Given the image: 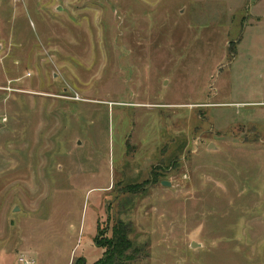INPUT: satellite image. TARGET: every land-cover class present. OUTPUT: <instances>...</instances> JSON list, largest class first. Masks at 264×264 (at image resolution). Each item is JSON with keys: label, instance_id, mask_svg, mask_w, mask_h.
Masks as SVG:
<instances>
[{"label": "rangeland", "instance_id": "1", "mask_svg": "<svg viewBox=\"0 0 264 264\" xmlns=\"http://www.w3.org/2000/svg\"><path fill=\"white\" fill-rule=\"evenodd\" d=\"M117 223L125 264H264V0H0V264Z\"/></svg>", "mask_w": 264, "mask_h": 264}, {"label": "trees", "instance_id": "2", "mask_svg": "<svg viewBox=\"0 0 264 264\" xmlns=\"http://www.w3.org/2000/svg\"><path fill=\"white\" fill-rule=\"evenodd\" d=\"M130 228L126 224L117 223L112 229V235L105 239V245L109 247V251L99 260L98 264H125L122 257L128 258L129 251L133 250V244L129 239ZM98 245V239H96ZM83 262V261H82ZM96 263V264H97ZM78 264V263H77Z\"/></svg>", "mask_w": 264, "mask_h": 264}, {"label": "water", "instance_id": "3", "mask_svg": "<svg viewBox=\"0 0 264 264\" xmlns=\"http://www.w3.org/2000/svg\"><path fill=\"white\" fill-rule=\"evenodd\" d=\"M162 185H163V186H166V187H169V186H170V184H169L168 182H162ZM193 247H196V244H195V243L193 244ZM83 263L85 264L86 261L83 260ZM76 264H77V263H76Z\"/></svg>", "mask_w": 264, "mask_h": 264}, {"label": "built area", "instance_id": "4", "mask_svg": "<svg viewBox=\"0 0 264 264\" xmlns=\"http://www.w3.org/2000/svg\"><path fill=\"white\" fill-rule=\"evenodd\" d=\"M19 264H33L32 262H30L29 260L27 259H21L20 263Z\"/></svg>", "mask_w": 264, "mask_h": 264}]
</instances>
